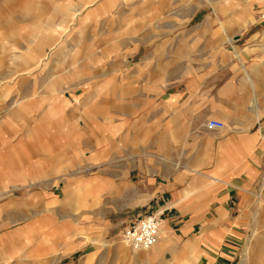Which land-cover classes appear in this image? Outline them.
<instances>
[{"label": "rangeland", "instance_id": "rangeland-1", "mask_svg": "<svg viewBox=\"0 0 264 264\" xmlns=\"http://www.w3.org/2000/svg\"><path fill=\"white\" fill-rule=\"evenodd\" d=\"M56 1L0 0V264H165L185 260L194 247L195 264H254L259 251L264 264V214L225 228L221 247L191 239L202 235L205 221L216 229L237 213L233 197L226 215L215 207L220 192L206 190L211 185L202 175L211 168L182 166L196 131L213 137L200 119L204 108L229 80L247 82L241 63L258 66L255 86L225 89L235 100L227 104L232 117L221 119L225 128L247 103L236 94H264V83L257 84L264 82V0H95L55 49L44 47L42 64L21 71L12 56L23 55L25 40L63 2ZM16 41L20 50L13 51ZM10 74L13 79H4ZM15 102L30 110L16 114ZM214 171L226 180L234 168ZM174 173L203 187L194 193L211 205L207 213L155 211L147 180ZM157 212L169 219L160 227L167 231L163 259L145 262L130 249L119 252L124 229ZM192 223L190 238L185 232Z\"/></svg>", "mask_w": 264, "mask_h": 264}, {"label": "crops", "instance_id": "crops-1", "mask_svg": "<svg viewBox=\"0 0 264 264\" xmlns=\"http://www.w3.org/2000/svg\"><path fill=\"white\" fill-rule=\"evenodd\" d=\"M51 1L54 2L56 0ZM69 1L70 0H63V2H59L60 5L54 8L52 16L46 19L42 25L37 26L33 39L25 40L26 51L22 50L23 55L14 54V56H12V63L15 61L19 62L18 60L21 61L22 66H24L21 71L30 69L31 63H35L36 66L42 64L44 59L47 57V53L43 51L44 47L48 46L49 48L55 49L61 41L62 36L67 33L71 25L76 22L77 15L87 6V4H92L95 0L78 6L71 4ZM90 15H92V12L87 14L86 19H88ZM83 21L81 20V23ZM260 30L262 31V34H264V26L261 27ZM229 41H233L232 37ZM10 47L13 51L20 50L17 41L14 42V44H11ZM89 47L90 45L87 46V49H89ZM258 50L261 49L259 48ZM57 53L58 51L53 55ZM66 59H64V61ZM75 60L76 58L71 56L68 61L73 64ZM257 69L258 66L256 64L250 62L241 63L240 70L243 72V75H246L247 82L234 83L229 80L225 83L219 90V92H223V94L220 95L211 106L204 108L202 114L200 115V119L207 122L211 119L222 121V118L227 119L225 117H232L233 107H230L227 104L235 102V100L234 97L225 94V89H228V87L241 86L240 90L242 92L244 90L243 87L248 86L250 88H254L255 83L251 81V77L254 76ZM15 74H10L4 79L11 80L14 78ZM258 83L263 84L264 82H257V84ZM53 90H57V88L51 86V91ZM236 96V101H240L241 103L253 102L255 105L252 108H250L247 103L246 105H243L240 112L238 111L239 114H234V120L229 121V126L223 130H217L208 134L213 136V139H209L207 137L205 130L196 131V142L194 143V140H192V143H187L185 147V159L184 162H182V166L189 168L202 167L212 169L209 171L210 175H202L208 178L209 185H211L210 187H206V190L211 188V190L217 193L220 192L219 198H216V200H218L221 204L220 206L215 205V207L221 210L224 215H226L225 212H227L226 203L230 201L232 197L234 198L233 203L236 205L235 213H237V217H234L233 220H227V218H225L224 221L222 220L221 224H219V228L216 229L207 227L208 223L205 221L203 223V232L200 237L193 235L191 238V234L195 231L193 223L186 226L187 230L185 233L187 236L193 240L201 238L207 248L212 247L215 249L221 247L226 238L225 228H233L236 230V228L240 225L242 216L253 215L255 213L264 214V207L261 205L263 200L262 198L264 197V94L259 96L255 95L252 99H249V96H245L244 94H236ZM175 98H177V96L169 98L168 105L174 104ZM29 110L30 108L28 105H24L22 102H15L13 104V112L16 114L17 112L24 113ZM228 120H232V118ZM221 166L234 168L232 177L225 180L218 176V174L215 173L214 168ZM171 176L168 177V179L160 181L156 180V178L147 180V185L149 189L151 188L149 191V200H156V206L154 207L155 211H162L161 213L163 215L168 214L177 217L207 213V209L210 208L211 205L200 202L196 195V191H201L203 187H195L194 179L186 178L187 176L185 177V175L177 176V174L174 173ZM164 223H169V219H162V224ZM166 235V229L162 228L159 235V242L149 250H143L142 252L133 251L125 245H119L118 251L123 254H127V252H130L131 250L135 257H138L140 260L145 262L159 261L163 259L162 254L165 247H162ZM252 245L253 244L247 245L244 256H251L253 250ZM178 250L176 251V254L179 253ZM211 252L212 250L209 249L206 250L205 253L209 256ZM261 252L262 251H259V255ZM259 255L257 259L252 261L254 264H261ZM175 258L176 256L174 259ZM217 258L218 262L224 260L228 261V258L225 257H222L223 260L220 256ZM196 261L197 256L194 247L189 257L185 260L176 262L164 261L163 263L195 264ZM214 264L216 263L214 262ZM240 264L243 263L241 262Z\"/></svg>", "mask_w": 264, "mask_h": 264}, {"label": "built area", "instance_id": "built-area-1", "mask_svg": "<svg viewBox=\"0 0 264 264\" xmlns=\"http://www.w3.org/2000/svg\"><path fill=\"white\" fill-rule=\"evenodd\" d=\"M206 128L211 131L223 130L225 124L222 121L211 119L207 121ZM159 212L142 216L137 222L126 227L123 231V243L134 250H146L157 241L162 219Z\"/></svg>", "mask_w": 264, "mask_h": 264}, {"label": "bare ground", "instance_id": "bare-ground-1", "mask_svg": "<svg viewBox=\"0 0 264 264\" xmlns=\"http://www.w3.org/2000/svg\"><path fill=\"white\" fill-rule=\"evenodd\" d=\"M156 245V244H155ZM155 245H153L151 248H153ZM126 246V245H125ZM127 247V246H126ZM129 248V247H128ZM151 248H149V249H151ZM131 249V248H130ZM149 249H146V250H149ZM131 250H133V251H140V250H134V249H131Z\"/></svg>", "mask_w": 264, "mask_h": 264}]
</instances>
